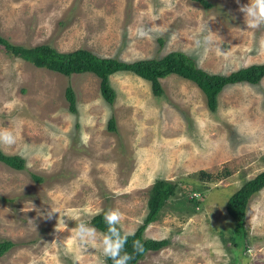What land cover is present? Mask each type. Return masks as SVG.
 I'll use <instances>...</instances> for the list:
<instances>
[{
	"label": "rangeland",
	"instance_id": "374dc122",
	"mask_svg": "<svg viewBox=\"0 0 264 264\" xmlns=\"http://www.w3.org/2000/svg\"><path fill=\"white\" fill-rule=\"evenodd\" d=\"M207 1L206 9L192 0H0V35L123 61L180 50L210 73L264 62V24L249 27L240 11L248 0ZM159 81L163 92L154 96L146 80L115 72L108 104L95 75L64 76L0 49V130L15 138L0 151L24 160L23 170L0 162V239L14 243L0 264H106L102 232L83 242L73 229L115 208L122 232H132L156 178L174 181L176 194L143 236L168 244L135 264H264V186L247 201L245 250L229 240L234 221L224 208L264 169V76L223 87L215 111L191 81L174 74ZM67 84L76 113L68 111ZM110 115L115 131L106 128ZM199 169L214 178L194 176ZM185 191L198 200L190 215L177 206ZM49 211L58 213L48 218Z\"/></svg>",
	"mask_w": 264,
	"mask_h": 264
},
{
	"label": "trees",
	"instance_id": "16d2710c",
	"mask_svg": "<svg viewBox=\"0 0 264 264\" xmlns=\"http://www.w3.org/2000/svg\"><path fill=\"white\" fill-rule=\"evenodd\" d=\"M203 8H209L211 4L207 0H192ZM0 49L4 52L29 62L35 67L45 68L64 76L76 73H91L99 82V93L102 99L111 104L114 92L108 82L109 75L125 71L130 72L149 83V88L154 96L162 94L163 90L159 79L169 74L177 75L194 83L203 93L205 105L209 111H215L217 95L226 85L235 83L257 84L264 76V62L251 63L238 67L226 74L210 73L198 67L194 59L180 50H171L159 57L141 58L132 61H123L114 57H104L84 49L76 48L70 51H58L50 44H37L26 46L15 44L0 35ZM64 97L67 101L68 111L76 113L75 97L70 85L64 88ZM106 128L108 131H115V124L112 115L107 119ZM0 162L14 170L24 169V160L16 154H5L0 151ZM223 168H226L223 166ZM232 173L231 169H225L222 176ZM199 179L210 181L214 176L202 169L193 173ZM31 178L39 181L40 178L31 174ZM264 186V169L253 177L244 180L227 198L224 204L225 211L233 219L234 225L229 240L235 248L240 251L246 249L245 208L251 194ZM177 184L163 178L153 180L147 190L146 212L141 222L132 231L134 235L128 237L125 251L133 256L129 264H135L147 251H156L168 244L166 238L152 239L143 236L146 226L157 220L165 208L167 202L176 194ZM198 200L191 191H185L177 206L192 214L197 209ZM89 224L101 231H107L104 222V211L93 214ZM139 240L144 246V251L137 253L133 249V241ZM14 243L7 239H0V256L8 251ZM106 264H113L111 259L104 256Z\"/></svg>",
	"mask_w": 264,
	"mask_h": 264
},
{
	"label": "clouds",
	"instance_id": "9594fccd",
	"mask_svg": "<svg viewBox=\"0 0 264 264\" xmlns=\"http://www.w3.org/2000/svg\"><path fill=\"white\" fill-rule=\"evenodd\" d=\"M240 11L247 17L249 27H259L261 24H264V0H248L247 4L240 7ZM140 35L143 36L145 33L141 31ZM14 142L15 138L10 131L0 130V143L11 145ZM54 212L55 211H49L47 213L48 218H51ZM121 221L122 213L120 210L109 208L104 212V222L107 225V231L99 234V236L102 237V239L99 240V244L102 248L103 255L107 259H111L113 264H129V261L133 259V256L125 251V245L128 242V237L134 235V233L122 232L120 227ZM58 224L63 225L64 228L66 227L62 218L57 219V225ZM73 231L83 242L98 239L97 230L83 222L77 224ZM133 249L137 253H140L144 251V246L141 241L134 240Z\"/></svg>",
	"mask_w": 264,
	"mask_h": 264
}]
</instances>
